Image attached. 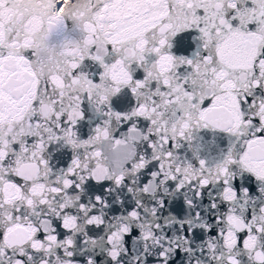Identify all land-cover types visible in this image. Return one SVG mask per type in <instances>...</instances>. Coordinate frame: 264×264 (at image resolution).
<instances>
[{"label": "snow or ice", "instance_id": "6c2138e0", "mask_svg": "<svg viewBox=\"0 0 264 264\" xmlns=\"http://www.w3.org/2000/svg\"><path fill=\"white\" fill-rule=\"evenodd\" d=\"M0 264H264V0H0Z\"/></svg>", "mask_w": 264, "mask_h": 264}]
</instances>
